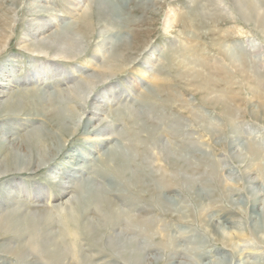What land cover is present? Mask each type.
I'll return each mask as SVG.
<instances>
[{
	"label": "rangeland",
	"instance_id": "1",
	"mask_svg": "<svg viewBox=\"0 0 264 264\" xmlns=\"http://www.w3.org/2000/svg\"><path fill=\"white\" fill-rule=\"evenodd\" d=\"M210 1L0 0V132L6 133L5 140L18 138L20 147L24 136L37 130L51 136L49 144L54 149L65 146L57 163L36 158L28 172L9 168L3 162L8 153L0 154L4 166L0 218L7 207L31 205L28 195L37 190L42 195V188L55 194L71 189L73 194L68 197L81 199L105 191L116 194L121 200L119 208L133 209L134 216L142 209L152 210L174 243L168 250L156 246L148 251L145 239L136 240L119 228L113 232L102 229L99 217H92L99 231L81 233L79 239L91 264H133L119 257L122 247L131 257L141 251V264H264V174L260 173L264 168V37L239 13L212 17L214 7L233 8L234 0H213L216 6ZM255 1L264 11V0ZM120 3L124 5L122 19H130V25L126 19L117 22L116 5ZM75 8L79 19L74 17ZM84 11L86 16L80 14ZM198 14L203 22L198 18L191 28L189 22ZM228 29L233 31L218 51L214 31ZM118 38L124 42L114 48ZM68 44L74 52L71 60L48 51L49 46L69 51ZM194 47L222 63L233 78L232 87L227 85L233 91L231 115L219 93H205L179 74L185 67L183 59L191 57ZM107 66L116 73L103 79L101 71ZM211 76L222 79L217 68ZM257 83L263 84L262 89ZM222 86L226 87L219 82L218 88ZM69 88L75 90V97ZM253 90H260L261 97H255ZM139 141H146L148 147ZM34 144L31 148L36 153ZM255 149L260 156L253 159ZM131 158L136 162L127 167L129 177L120 186L112 175L105 176L109 167L123 166ZM152 162L159 165L137 170L136 166ZM174 177L186 181L178 184ZM122 184H129L130 189ZM8 198L14 203L12 208L6 204ZM101 211L109 214L110 208L106 205ZM225 217L238 224L237 248L223 242L231 236ZM56 218L57 236L61 224ZM214 223L220 228L217 235L209 231ZM15 235L0 232V264H21L9 254V249L19 245ZM160 237L153 244L161 242ZM20 252L27 253L26 249ZM34 259L32 252L27 254L26 261Z\"/></svg>",
	"mask_w": 264,
	"mask_h": 264
},
{
	"label": "bare ground",
	"instance_id": "2",
	"mask_svg": "<svg viewBox=\"0 0 264 264\" xmlns=\"http://www.w3.org/2000/svg\"><path fill=\"white\" fill-rule=\"evenodd\" d=\"M215 1L212 0V2L211 1L210 2L213 4V2H215ZM220 1H221V3H225V1H223V0H220ZM234 2L235 3L233 4V6H234L233 8H229L226 5L224 7V9H217L216 10L215 7H214V10H215L214 13H216V14H212V17L213 18L220 17L222 14L223 15L227 14V15H230V16H232V15L234 16L235 13H239L247 22H249V24L254 25V27L258 29V32L260 33V35L264 37V11H263L262 8H259L260 6L257 5L259 3H256L255 0H234ZM209 6L211 8L212 5H209ZM214 6H216V5H214ZM221 6H222V4H221ZM196 7H197V4H196ZM116 9H117L116 10V17H119L117 22L120 21V19L121 20L126 19V18L122 19L123 18L122 14H124V12H123L124 11V5H122L120 3V4H118V6L116 5ZM207 11H208V9L206 11H204V12L206 13ZM212 11H210V12H212ZM73 12L74 13L76 12V14L72 13V14H74V17L76 16L79 19L80 15H77V14H79V11H77V9L75 8V10ZM85 13L86 12L84 11L83 13L81 12L80 14H83V16H86V15H84ZM200 14H202V13H200ZM207 14H209V13L207 12ZM202 15H203L204 18L206 17L205 19L208 18L206 15L205 16H204V14H202ZM202 15L198 14L197 17H192L191 21L189 22L191 28H193L192 24H194L197 21L198 18L202 19V22H203L204 18L202 17ZM167 21L169 22V18H168ZM130 23H131V20L127 18L125 20V24L130 25ZM114 29H112V30H114ZM168 30H169V28H168ZM124 31L125 30H123V32ZM218 31H220V30H218ZM232 31H233V29H228L226 31H222L221 30L220 32L214 31L215 34H216V37H217L216 45H214L215 49H217L218 51L222 50L221 49V43H223V41L226 40L227 36H229L230 32H232ZM237 33H238V31H237ZM84 34L85 35L88 34V30L87 29L84 30ZM55 40H56V38H55ZM60 40H61V38H60ZM123 42L124 41H123L122 38H118L117 41L115 42L114 48L116 46L121 45ZM226 42H228V40ZM176 45H177V43H176ZM71 46H72L71 44H68V46H67L68 47L67 50H69V51H62V50L56 49V48L53 49L52 46H49L48 47V51L49 50H54L56 52L55 56L58 55L59 58H65L66 60L67 59L71 60V58H74L72 56V55H74V52L71 50L72 49ZM253 47H256V46H253ZM250 49H251V47H250ZM176 52H177L176 54H178L180 51L177 50ZM192 53L193 54L191 55V57L186 58V60L183 59L184 63H182V65H184L185 67L183 68V70L180 71L179 74L183 77V80H185L186 82L188 81V82L192 83V85H194L195 87H197L199 89L203 88L202 91L205 92V93H207V92H209L210 94H213V93H217L218 94L219 93L221 95V98H219L220 96H218V95L217 96H218L219 99H221L222 103L225 105L226 113L228 115H231V112L234 111L233 108H232L231 102H230L231 101V97L230 96L232 95L231 93L233 91L230 93L229 90H228L230 88L227 89V85L228 86L231 85L230 87H232V85H233L232 79L233 78H231L229 76L228 71L224 68L222 63H220L216 59H211L210 57H208L206 52L201 53L200 50L197 47H194V48H192ZM199 53H201V55H199ZM167 57H169V56L167 55ZM167 59H169V58H167ZM216 68H217V70H219L222 73V79L214 78V77L211 76V72L215 71ZM115 70L116 69L111 68V66L103 67V69L101 71V77L103 79H105L106 76H112L113 74L116 73ZM259 77H261V76L259 75ZM219 82L224 83L226 85V87L222 86V88H218ZM152 83H154V82H152ZM251 83H252V85L254 84L252 80H251ZM263 84H264V82H263ZM262 85L260 83H257L256 86H258L259 88L262 89V87H261ZM153 86H155V85H153ZM208 88L212 89V91H210ZM156 89H158V88H156ZM255 89H257V88H255ZM67 91L72 97L76 96L75 90L69 88ZM260 92H261L260 90L259 91L258 90H253V95L255 97L260 98L261 97V95H260L261 93ZM149 93H150V91H149ZM156 93L158 94L157 91H156ZM171 93L172 92H170V94ZM147 94H148V91H147ZM147 94H145V95L147 96ZM153 94H154V92H153ZM233 95H234V93H233ZM217 96H216V98H217ZM141 97H143V96H141ZM141 101H143V100H141ZM221 101H219V102H221ZM144 102H145V100H144ZM132 103H131V106H132ZM232 103L234 105V102H232ZM252 111H253V109H252ZM123 119H124V117H123ZM125 121H127V118H126ZM125 123H127V122H125ZM207 130H208V127H207ZM62 135H63V132H62ZM6 136H7L6 133L2 134L0 132V154H2L3 152L8 153V155L4 158L3 162L5 164H7L9 168H14L17 171H22V172L27 171L28 172V170H30L34 166L35 160L37 161V159H39V161H42V162L44 161L47 164H50V163L51 164L52 163L55 164V163H57L56 160L61 159L63 157L62 155L65 154V152H64L65 146L64 145L61 146L60 148H58L57 150L54 149L49 144V142H50L49 139H50L51 136H48V135L47 136H43V135L40 134L39 130L34 131L29 137L28 136H24L25 138H23V141H21L22 147L17 145V142L19 140H16V139H18V138H16V139L9 138L10 140H5ZM182 137H184V136H182ZM139 142L142 145H146L147 147L149 145L148 143H146V141H139ZM34 143H36V148H37L36 153L31 148ZM10 146H13L12 152H7V150L10 148ZM26 149H30V150H26ZM57 151L59 152L58 156H56V158H54V159L53 158L51 159V155H53ZM138 153H140L139 150L136 151V155ZM150 154L152 155V153H150ZM182 154H181V156H182ZM251 154H252L253 159L254 158H258L260 156L259 153H258V149L253 150V152H251ZM139 155H141V154H139ZM175 158L177 159V157H175ZM132 159L133 158H131L130 160H126V161L124 160V162H125V163L123 162L124 165L120 166V167H113V168L109 167L107 170H105L106 168H104L105 171L104 170L103 171H104L105 176H107L109 174L112 175L114 181L117 184H119V182H121L122 180L127 179V178H125V177H129V176H126L127 167H129L131 165V163H135L136 162V158H134L133 160ZM155 162H152V163H149V164L146 163L147 165H145L143 163L140 166H136L137 170L139 168L141 170L144 169V168H149V165L153 164ZM157 165H159V163L158 164L155 163V166H157ZM3 167L4 166L0 165V174L2 173V170H3L2 168ZM133 169H135V168L133 167ZM181 169H182V166H181ZM130 173H131V171H130ZM163 173H165V172H163ZM260 173L264 174V168L263 167L260 168ZM104 174H103V176H104ZM139 175H140V173H139ZM193 176H194V174H193ZM149 178H151V177H149ZM175 178H176V181H178V184L184 182V180L186 179L184 177H183L184 180L182 178L180 179V178L174 177V179ZM133 180H134V178H133ZM135 180H136V178H135ZM127 181H125V182L127 183ZM136 181H133L134 184L136 183ZM192 182L194 183V181H192ZM119 186H120V184H119ZM123 187H125L126 189H130L129 184L126 185V186L123 185ZM119 188H121V187H119ZM42 190L44 192V194H42V195L37 194L38 190L35 193L32 192L31 194L28 195V199H31V203L29 202L31 205H28V206L24 205V206H26L25 210L23 209L24 206H22L23 208H21V207L20 208L19 207L18 208H14L13 207L14 203L11 201L12 199L8 198V202L6 204L7 205L8 204L11 205V208L12 207L13 208L10 209V207H7V209H5L6 211L4 210V213H3V215L0 218V232L5 231L7 233L12 232V233L16 234L15 237H14V240L17 243H19V245L17 247H15V248L9 249V254L11 256H13V257L16 256L18 262L21 263V264H71V262L73 263V261H74V264H91V261H89V258L87 256L88 254L87 255H86V253L83 254L81 246L79 245L80 244L79 241L81 240L80 239L81 233L85 232L86 234L90 235V233H96L97 231H99V229L93 227V223L91 222V218L92 217L93 218L99 217V225H100V228H102V229L111 228V229H113L112 230V232H113L115 229L119 228L126 235L127 234H130V235L132 234L135 237L134 239H136V240L137 239L139 240V238L145 239L146 240V242L144 243L145 247H146L145 250H148V251H152V249H154L156 246H159V247L163 248L164 250H168V249H170V247L174 243V239L169 234V230L165 229L164 226L161 227L160 226L161 223L157 224V223H159L161 221L157 220V218L153 215V211L152 210H150V209L148 210V208L147 209L145 208V209H142L140 211V215L134 216L132 214L135 213V212L131 213V211L133 209L130 208L131 211H125V210H123L124 208H122V209L119 208L121 200L118 197L115 196L116 194L113 195V193L111 194V193H108V192H105V191H101V192H98L100 194L97 193L96 195L90 197L89 199H87V198L86 199H81V197H77V198H74L73 196L72 197H68V195L73 194V190H71V189L70 190L64 189V191H62L61 193H57V194L51 192L50 190L47 191L44 188H42ZM137 191H139V190H137ZM135 201H137V200H135ZM126 202H129V201H126ZM106 205H108V207L110 208L109 214H105V213H103V211H101V209H103ZM90 206L94 207V211L90 210V208H91ZM203 206H201V207H203ZM81 207H83L85 209H82L83 210L82 211ZM128 207H130V206H128ZM136 209H138V208H136ZM169 210H170V208H169ZM96 212H99V215H96L95 214ZM93 214L95 216H92ZM56 217L59 218V225L61 224L60 225L61 227L59 228L57 236L54 234V232H55L54 231L55 230L54 222H55V220H57ZM208 218H209V216H208ZM95 221L96 220H94L93 222H95ZM97 221H96V223H97ZM212 222H214V221L212 220ZM226 222L229 223V224H227V226L230 225L228 228L230 230L231 236H229L228 238H224L223 242L225 244H227L228 246H231V247L236 245V248H237L236 236L238 234L235 231H236V229H238V224H234V221L232 220L231 217L226 218ZM215 224L216 223L211 224V226H209L210 227L209 231H210V233H212V235L215 232L217 233L220 230V228L217 225H215ZM206 225H208V224H206ZM224 225H226V224L224 223ZM72 226H74V227L72 228ZM207 229H208V227H207ZM259 229L260 228L258 227L257 230L259 231ZM257 230L255 229V231H257ZM155 233H157V234H155ZM114 235H116V234H114ZM214 235H217V234H214ZM157 236H161L162 240H161V242H159L158 244L155 245V244H153V240ZM261 236H263V235H261ZM161 237H160V239H161ZM200 239H199V241H200ZM24 249H26L27 253L24 254V255H20V253H21L20 250H24ZM28 252L29 253L32 252V254L35 255V259L33 261H29V262L26 261L27 254H29ZM110 252H111V250H110ZM138 252L141 253V251H138ZM138 252L133 257H131L127 253L125 247H122L120 252H118V254H119V257L121 258V260L124 261V262L132 261L133 264H141V260H140V256H139ZM39 256H45V257L42 258V257H39ZM201 256L205 257L206 255H201ZM69 257H71L73 259L71 262L68 261ZM215 261H217V260H215ZM108 264H117V263L113 261L112 263H108Z\"/></svg>",
	"mask_w": 264,
	"mask_h": 264
}]
</instances>
